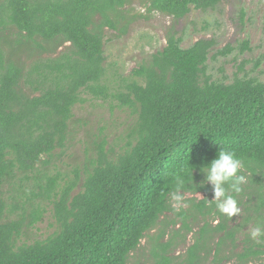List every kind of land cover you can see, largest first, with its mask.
<instances>
[{
    "label": "trees",
    "instance_id": "trees-1",
    "mask_svg": "<svg viewBox=\"0 0 264 264\" xmlns=\"http://www.w3.org/2000/svg\"><path fill=\"white\" fill-rule=\"evenodd\" d=\"M221 1L143 4L147 13L178 21L193 8L212 9ZM130 3L0 0V264H128L144 238L151 257H135V264H264V238L258 243L244 233L237 243L252 216L236 222L221 214L201 171L221 147L235 151L247 182L229 194L240 196L238 207L252 213L256 227L264 224V81L248 75L213 80L209 57L226 55L232 46L210 56L213 37L184 48L173 30L148 61L110 80L105 29L127 33L142 16L129 15ZM248 48L247 40L239 45L241 52ZM85 95L114 97L131 108L132 140L116 153L101 140L81 177L76 170L60 179L49 157L66 145L73 107ZM191 167L186 206L176 210L174 176ZM196 191L204 198H195ZM46 204L58 229L26 240ZM190 233L193 241L177 252Z\"/></svg>",
    "mask_w": 264,
    "mask_h": 264
},
{
    "label": "rangeland",
    "instance_id": "rangeland-1",
    "mask_svg": "<svg viewBox=\"0 0 264 264\" xmlns=\"http://www.w3.org/2000/svg\"><path fill=\"white\" fill-rule=\"evenodd\" d=\"M143 1L131 0L130 5L125 7L129 15L142 14L129 25L126 34L116 36L114 30L105 29V67L110 80L128 76L134 68L148 61L151 54L166 45V34L173 30L181 37V46L184 48L199 38L213 37L216 45L210 56L227 44L232 46L233 50L226 55L209 57L207 73L213 80L230 82L236 76L248 75L264 81V0H222L212 9L193 8L185 18L178 21L159 12H140L139 9L145 8ZM244 40L248 41L249 48L241 52L239 45ZM241 63L243 67L239 69ZM134 117L132 109L121 105L114 97L103 99L85 95L84 101L73 107L66 145L55 149L49 157L50 171L59 174L62 179L73 177L77 170L81 177L89 168L90 159L95 156L94 150L101 140L106 141L105 149L110 148L112 153L119 152L121 146L132 140L130 128ZM8 188L11 187H4L6 197ZM79 189L77 187L73 192ZM199 193L204 198L205 193ZM193 196L201 199L196 194ZM236 199H240V196ZM52 215L51 205L46 204L42 219L27 229L24 238L30 241L44 239L56 231L58 225ZM246 215L252 218L238 233L237 243L242 240L244 233H250L256 227L251 212L246 214L240 210L235 216L236 222H242ZM192 234L180 241L177 252L190 245ZM150 247L147 238L142 239L135 257L150 258ZM135 257H131L128 264H135ZM225 264H233V261H226Z\"/></svg>",
    "mask_w": 264,
    "mask_h": 264
},
{
    "label": "clouds",
    "instance_id": "clouds-1",
    "mask_svg": "<svg viewBox=\"0 0 264 264\" xmlns=\"http://www.w3.org/2000/svg\"><path fill=\"white\" fill-rule=\"evenodd\" d=\"M139 11L143 13L146 9L141 8ZM192 170V167L190 171L182 169L180 174L174 176L175 191L171 193V200L176 210L186 206L185 201L188 194L185 189L193 182ZM243 170L244 163L235 151L223 147L219 149L215 158L202 166L203 183L205 181L211 182L213 191L211 200L215 202L216 208L221 214L234 217L240 212L237 200L229 194V190L234 193L241 191V186L247 182ZM196 196L198 198L203 197L198 191H196ZM250 237L258 243L261 242V238H264V224L258 223V226L250 232Z\"/></svg>",
    "mask_w": 264,
    "mask_h": 264
}]
</instances>
